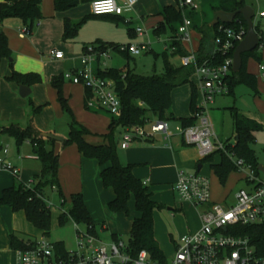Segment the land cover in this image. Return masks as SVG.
I'll list each match as a JSON object with an SVG mask.
<instances>
[{
	"label": "crops",
	"instance_id": "0c3cea01",
	"mask_svg": "<svg viewBox=\"0 0 264 264\" xmlns=\"http://www.w3.org/2000/svg\"><path fill=\"white\" fill-rule=\"evenodd\" d=\"M77 1L79 4L75 6L71 5ZM117 1L120 4L123 3V0ZM3 2L4 0H0V4ZM246 3L247 6H251L255 9V19H264V16H261V14L264 13V0H246ZM71 4L68 10L64 12H57L55 10V0H43V19L41 22L36 24L32 33L29 32L27 27H25L21 21L16 19L8 20L3 26L0 27V33L6 35L8 38L9 48L12 51V58L4 59L0 63L1 127L7 128L16 125L22 129L33 128L36 130V132H38L40 137L43 133H50L68 139V133H66L67 129L62 133L58 130L57 123L59 118L63 117L64 111L58 101L57 91L51 84L52 79L56 77H62L67 72H76L80 70L83 67L82 60L85 56L89 55L91 48H98L102 45H117V33L121 23H125L129 26V35H134L135 37H148V32L145 26L148 29H152L154 32V30L164 20L163 17L160 16L162 10L166 7H176L174 0H140L135 7V10L131 14H126L122 17L106 16L102 18H96L91 12V3H82L80 0H75ZM81 5H84V7L80 8ZM218 5L219 4L217 0H212L211 6L213 13L216 12L214 11V8L218 7ZM197 10H200V7ZM204 16L205 18L202 20V22L207 24L209 27H212V18L210 14L206 12L204 13ZM83 19H87V21L80 28L77 35L74 38L65 41L64 33L66 20L79 22ZM195 20L196 25L200 27L199 21L197 19ZM133 23L137 24L136 29L130 27ZM113 24H115L117 28H115V25ZM174 27L177 28L178 24L174 25ZM138 28H145L143 35H139L136 32ZM255 28L257 27L255 26ZM168 29L169 36L164 42L166 50L165 52H168L169 46L172 49L174 43V33L168 26H166L165 32L162 34H166ZM25 30H27V33H25ZM206 34L210 37V42L206 44V52L211 54L214 53L216 48L215 40H213L215 34L213 31L209 30L206 31ZM258 35L260 36L261 40L264 39L261 32H259ZM202 39L203 34L200 33L199 30L192 27L191 42L188 43L181 41V45L188 53L195 52L197 55ZM143 47L147 52L153 51L149 39ZM257 49L260 54L263 53L264 43L262 44L261 42ZM117 50H119L126 58L132 57V54L128 52H122L120 49ZM52 51L62 52L64 54V58L55 59L51 56ZM170 53L171 56L168 53L170 64L175 68L183 67L182 57L184 56L172 55L173 51ZM171 57H178L181 60L180 66L173 65L170 60ZM109 58L98 57L93 62L92 69L97 75L99 72L106 73L108 70H111L108 67V63H106V60ZM248 63L249 60L247 61L246 66L247 72L253 74L256 77L255 88H251L256 91L257 76L253 72H250ZM11 65H13V68ZM260 65L261 64L259 63V76L260 79L264 81L261 76ZM13 71L23 75L38 74L41 77V83L34 85H20L16 82L8 81L7 79L12 76ZM194 78L199 81L195 71L190 76L191 83L182 85L188 86V88H184L185 91L183 92V104H187V108L185 110L186 112L183 114L177 113L181 115H175L176 111L173 112L172 109H170L167 113V117L170 119L167 121L169 125L170 121H174L175 123L173 128L170 125L172 130H174V128L177 126H182L181 122L178 120L193 118L194 110L196 109L197 113L199 106L203 102V97L200 103L198 101V97L201 92L198 89L199 84H196ZM22 87H26V89L23 90L21 89ZM179 87H176L172 92V105L174 92ZM234 92L235 89L233 90V93L218 97L234 95ZM63 93L76 122L86 128L92 134L88 140L94 144L102 143L103 140L101 137L108 135L111 131L110 125L112 123L113 117L104 110L88 108L87 102L91 98L92 94L82 85H75L70 81L65 80L63 83ZM194 93L195 96H193ZM235 110L242 114L246 119L261 125L263 128L262 131H264V118L259 119L254 116L251 118H256L257 120H253L244 115V112L242 113L236 108L233 110V113ZM212 112H214V110L211 108L210 117L212 116ZM155 120L157 119L152 118L150 122ZM212 123L215 129L216 124L213 121ZM146 127L148 128V124ZM124 131L125 129H116V139L118 141L120 160L125 165H132L134 167L133 173L135 177L141 180L143 183L146 182L147 187L149 184L160 185V187L171 188L176 193L175 185L181 172L187 174L204 175L210 179L211 183V177L213 176L216 181L221 184L220 180L213 171L212 166L221 164L222 153H215L210 156L209 162H203L206 158H202L200 156L199 150L197 148L187 145L182 137L174 136L169 140H166L161 134L150 140H136L127 149H122L121 143ZM215 132L218 139L230 147V149H232L238 141L236 129L235 139L233 141L228 140L224 142L222 136L216 131V129ZM260 132L255 134L256 141L253 145V149L259 164L257 170L259 172V176L262 179V176L264 175V165L261 164V156L257 155L255 150L257 134ZM4 143L9 144L13 149L15 148L14 143H16V141L11 137L2 136L0 138L1 150ZM55 150L60 156V186L64 195L67 194L72 196L73 194L81 193L84 197V201L88 211L92 216L95 226L101 222L111 221V216L109 214L110 209L108 205L115 199V193L111 188L106 189L102 183L101 172L105 166H101L96 160L84 158L82 155H80L76 146L65 147L64 144L57 142L55 145ZM17 151L20 154L21 147L17 146ZM22 151L25 157H15V154L9 156L8 151L6 155H3L2 153L1 157L10 162L18 171L17 175L21 182L26 185H30L34 178L40 175L42 165L35 156L33 145L30 142H25L23 144ZM229 158L233 162L237 160L235 155L232 158ZM25 161H30L31 166H28ZM199 166H201L200 169ZM260 167H262V170L259 169ZM18 178L10 170L2 169L0 166V197L2 196L4 190L13 187L16 184ZM240 182L245 183V188L248 187L245 174L237 170L230 174L225 185L221 184L223 188L228 187L230 184L233 185L227 190V193L225 194V200L233 192L234 185H237ZM211 186L213 200L212 204H219L215 202L213 191L214 188L212 184ZM53 190L56 191L55 189ZM47 191L48 189L45 190L44 195L48 201L49 198ZM149 193L151 194L150 191ZM153 201L155 200L153 199ZM155 202L164 206H175L176 209L180 208L179 210L181 211H185V208H187V206L185 207V204L179 205L176 202H174V204L163 200ZM131 203L134 204V201L132 200L130 202L129 207ZM186 203L188 206H194L191 203ZM212 204L200 207L201 213L199 215V222L196 226H192L193 229L187 235L199 231L201 227V215L205 210L209 209ZM220 205L231 206L227 205L226 203ZM110 213L112 212L110 211ZM32 227V224L27 221L23 212L15 213L8 207H3L0 209V264H16L17 254L16 250H13L11 247V236L14 234L24 242L35 240L36 238L31 239L32 235L30 231ZM165 237L166 236L162 235L159 237V235H156L155 232V238L160 246V249L163 248L164 242L167 241ZM174 254L175 250L173 252V256Z\"/></svg>",
	"mask_w": 264,
	"mask_h": 264
},
{
	"label": "trees",
	"instance_id": "16d2710c",
	"mask_svg": "<svg viewBox=\"0 0 264 264\" xmlns=\"http://www.w3.org/2000/svg\"><path fill=\"white\" fill-rule=\"evenodd\" d=\"M43 0H4L0 4V27L8 20L16 19L21 21L25 27L32 33L37 23L43 19L42 14ZM75 0H55V10L64 12L70 8V4ZM82 3H92L95 0H80ZM218 7L214 11L223 10L228 13L237 12L247 6L246 0H217ZM104 15L95 16L102 18ZM160 16L163 17V22L154 30V33L159 36L165 32L168 26L174 33L172 55L187 56L189 53L185 51L179 40L178 28L174 25H180L183 21V13L176 7H166L162 10ZM122 17V16H116ZM87 19L79 22L66 20L64 40L74 38L80 28L86 23ZM221 24L214 27L200 29L203 34L199 50L197 52L198 62L204 63L208 61L210 64H219L223 61L220 54L207 53L206 44L210 42V37L206 31H213L216 39ZM224 28L244 29L247 32L248 26L241 15L231 24H224ZM259 34L260 30L256 28ZM132 33V31H131ZM262 44L264 39L261 40ZM119 49L117 45L106 46L102 45L97 48L100 51H106L108 48ZM127 54V53H125ZM128 55V54H127ZM234 55V53H232ZM12 51L9 48L8 38L5 34L0 33V63L4 59H11ZM253 58L257 63L262 64L263 57L258 52L243 55V66L239 73L232 72L228 79L229 93H233L235 87L239 84H246L253 89L256 85V77L247 72V61ZM165 64V72L163 75L145 76L130 69H111L106 73L99 72L98 76L109 78L115 81L116 91L119 94L122 102V113L119 118L113 117L110 125V133L102 136V143H91L88 138L92 134L83 126L79 125L68 105L63 93L64 76L52 79V86L58 94V101L61 104L63 111L71 116L70 131L68 139L64 143L65 147L76 146L80 155L84 158L98 161L101 166H105L101 172V179L106 189L114 190L115 199L109 203L108 207L113 214H124L127 217L131 215L129 207L133 200L135 211L138 216L134 219L129 238V247L134 255L141 251H147L150 257L158 262L165 263V258L158 242L155 239L154 212L157 209H163L164 205L158 204L152 199L149 189L144 183L137 179L133 173L132 165H125L120 160L118 141L116 139V129H126L131 127H146L147 124L156 118L161 121H169L167 113L172 107V92L176 87L191 83L190 76L195 71L194 67L175 68L169 62V54H163ZM13 68V65H11ZM11 82L24 85H34L41 83V77L38 74H20L13 71L12 76L7 79ZM195 96V93L194 95ZM37 112V111H36ZM193 118L181 119L182 127H190L196 124L195 117L196 109L193 112ZM233 118L235 122L236 134L238 141L235 146L230 149V152L237 159L244 160L247 164L258 169L253 145L256 141L255 134L262 131V126L254 121L246 119L238 111H234ZM8 136L15 139L18 147H21L25 142H30L34 148V154L42 165L40 175L36 176L30 185L21 182L16 176V184L3 191L0 197V209L8 207L15 213L23 212L27 221L35 228L43 232V236L49 237L52 225L51 207L44 195L46 189H55L61 196L63 204L66 203L64 193L60 186V156L55 150L56 141L44 139L39 136L33 128L22 129L19 126L13 125L7 128L0 126V138ZM1 150V145H0ZM222 153V152H221ZM210 156L204 159L203 162H209ZM213 171L220 180L222 185H225L231 173L237 171L234 162L224 153H222V162L219 165L212 166ZM65 213H60L59 222L64 223L68 220H73L77 224L86 225L93 228L92 232L96 233V226L92 216L88 211L84 197L81 193L70 196V206L68 209L62 208ZM230 232V230H229ZM242 235H249L255 243L264 242V226L252 227L245 229ZM113 240H118L117 236ZM28 242H31L28 241ZM63 249L65 245L57 243ZM11 247L13 250H27L28 243L20 240L16 235L11 236Z\"/></svg>",
	"mask_w": 264,
	"mask_h": 264
},
{
	"label": "built area",
	"instance_id": "2783aa9c",
	"mask_svg": "<svg viewBox=\"0 0 264 264\" xmlns=\"http://www.w3.org/2000/svg\"><path fill=\"white\" fill-rule=\"evenodd\" d=\"M139 1L123 0L120 4L117 0H95L91 3V12L94 16H124L131 14ZM174 1L176 8L182 13L188 8H199L195 0ZM192 27V21L185 15L178 28V37L182 42H191ZM136 32L143 35L144 29L138 28ZM218 32L214 55L220 54L223 57L221 63L210 64L205 61L200 64L195 52L182 57L184 67H194L199 78L198 89L203 97L195 114L196 124L190 127L177 126L172 130L167 121L157 119L149 122L148 128H126L122 137V149H127L136 140H150L161 134L166 140L174 136L182 137L187 145L199 150L202 158L218 152L231 158L234 156L228 146L218 139L209 107L218 96L229 94L228 79L233 72L232 53L244 40L247 32L242 28H224L223 25H220ZM119 49L134 56L141 55L144 51V47L135 45L121 46ZM109 54V50L91 48L89 55L82 60L83 67L76 72L65 73L64 78L75 85H82L92 94L87 102L89 109H101L112 117L119 118L122 102L116 91L115 81L98 76L92 69L96 58H109ZM51 56L55 59L64 58V54L58 51H52ZM260 72L264 79V63L260 65ZM6 154L7 150H4L3 155ZM234 164L239 172L245 174L248 187L236 193L235 203L231 206L212 204V186L208 177L183 172L179 174L175 191L181 200L196 207L212 206L202 213L199 231L183 236L174 256L165 263L153 260L147 251L134 255L129 245L120 239L104 242L96 230L94 234L93 228L86 225H83L85 230H81V224L74 222V250L66 247L61 249L57 243H51L47 237L42 236L41 239L27 242V250L16 251V264H264V242L255 243L249 235L241 234L245 229L264 226V181L258 170L244 160L237 159ZM0 166L18 176L14 166L1 156ZM146 184L145 182L144 185ZM61 213H65V210H61Z\"/></svg>",
	"mask_w": 264,
	"mask_h": 264
},
{
	"label": "rangeland",
	"instance_id": "374dc122",
	"mask_svg": "<svg viewBox=\"0 0 264 264\" xmlns=\"http://www.w3.org/2000/svg\"><path fill=\"white\" fill-rule=\"evenodd\" d=\"M195 1L198 7H200V10L188 8L186 11H184L183 18L186 15V18L192 21L193 28L200 31V29H206L208 27L207 24H204V22H202V20L205 18L204 13H209L213 21L214 13L211 6L212 0ZM83 7L84 5L80 6V8ZM195 19L199 21L200 27L196 25ZM254 23L264 37V19L256 18ZM179 26L180 25H178L177 28H179ZM114 27L117 28L116 25ZM130 27L136 29L137 24L133 23ZM145 28L147 29L148 37H135L134 35H129V26L127 24L121 23V25H119V31L117 33L118 47L127 46L129 44L141 48L149 39L153 51L147 52L146 50H144L142 51L141 55H132V57L126 58L119 50L109 47L108 50L110 52V58L106 60V63H108V67L110 69H130L145 76L164 74V61L162 56L166 51L164 42L169 36V29L167 30L166 34L156 36L152 29H148L146 26ZM171 51L172 49L169 46L168 53L170 54V56ZM261 55L264 58V52L261 53ZM170 60L171 63L175 66H180L181 64V60L178 57H171ZM262 63H264V61ZM248 66L250 72H253L257 76L256 91H254L246 84H239L235 87L234 95L218 97L216 98L215 103H213L209 107L210 110L211 108L214 110V112H212L211 119L213 122H215V129L222 136L224 142L228 140L233 141L235 139L234 121L232 116L233 110L235 108L237 110H240L242 113L244 112V115L249 118L254 116L259 119L264 118V81H262L259 76V63H257L254 59H249ZM194 79L196 81V84H199V81L196 78ZM184 88H188V86L179 87L174 92L173 105L171 109L173 112L176 111L175 115H181L177 113L183 114L186 112L185 110L187 108V104H183V92L185 91ZM201 100L202 96L200 94L198 97L199 103L201 102ZM251 119L257 120L256 118ZM71 122V116L68 113L64 112L63 117L59 118L58 120V130L62 133L67 129L66 133L69 134ZM170 125L173 128L175 125L174 121H170ZM14 146L15 148L12 149L9 144L4 143L2 151L0 150V156L4 150H7L9 152V156L15 154V157H25L22 151L23 145L21 146L20 154L17 151L16 143H14ZM255 150L257 152V155L261 156L260 162L262 165H264V131L257 134V143L255 145ZM25 162L28 166H31L30 161ZM262 179L264 180V175L262 176ZM211 181V184L214 188L213 191L215 202L219 204H233L235 202V194L239 190L245 188V183L243 182L234 185L233 192L225 200V194L227 193V190L230 189L229 187L233 185L230 184L228 187L223 188L213 176L211 177ZM148 187L149 191L153 195V199L157 202L163 200L168 203L174 204V202H176L179 205L185 204V207L187 206V208H185V211H181L179 210L180 208L176 209L175 206L166 205L163 209H157L154 212V230L156 232V235H159V237L160 235L166 236L165 238L167 241L164 242L163 248L161 250L165 258L167 260H170L173 257L174 250L176 252L179 241L181 240L183 235H187L193 229L192 226H196L198 224L201 208L186 205L187 203L181 200L178 194L175 193L171 188L150 184L148 185ZM47 195L49 198L48 204L51 207L52 216L50 236L47 237V239L54 244H64L68 250H74L76 248V230L74 221L70 219L68 221H65L63 224L59 222V216L62 208L68 209L70 206V196L67 194L64 195L66 203L63 204V200L57 191L48 188ZM130 207L131 215L129 217L124 214H112L109 211L111 221L101 222L96 225V231L104 242L109 243L111 240H113V236L117 235L118 239H120L126 245H129L132 224L134 219L138 215L134 209L133 203H131ZM103 228L107 229L103 230ZM80 229L85 230L83 225H80ZM30 233L32 235L31 239H41L43 236V232H41L34 226L31 228Z\"/></svg>",
	"mask_w": 264,
	"mask_h": 264
},
{
	"label": "water",
	"instance_id": "95a60500",
	"mask_svg": "<svg viewBox=\"0 0 264 264\" xmlns=\"http://www.w3.org/2000/svg\"><path fill=\"white\" fill-rule=\"evenodd\" d=\"M77 4H79L78 1L71 5L75 6ZM239 15H241L245 20V22L247 23L248 29L244 40L238 44V46L234 51V55H233L234 73H239L241 71L243 66V55L254 52L261 43V38L256 32L255 23H254L256 11L251 6H246L243 9L234 13H228L223 10H218L214 13V18L211 23L212 27L217 26L219 24H231ZM21 89L25 90L26 87H22ZM41 137L44 139H50L59 142L61 144H64L67 141V139L64 137L50 133H43ZM200 168L201 166H199V169ZM259 169L262 170V167H260Z\"/></svg>",
	"mask_w": 264,
	"mask_h": 264
}]
</instances>
